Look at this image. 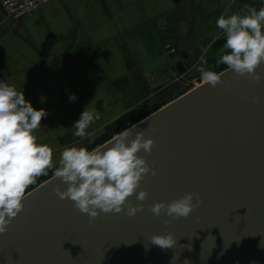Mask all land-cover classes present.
Listing matches in <instances>:
<instances>
[{"label":"water","instance_id":"obj_1","mask_svg":"<svg viewBox=\"0 0 264 264\" xmlns=\"http://www.w3.org/2000/svg\"><path fill=\"white\" fill-rule=\"evenodd\" d=\"M247 3L264 1L229 6ZM220 12L185 3L146 22L181 83L200 76L195 23ZM257 72L252 81L223 69L215 87L203 83L127 128L132 138L143 131L153 140L150 153H138L150 168L136 189L146 191L144 201L134 193L120 213L90 218L57 195L67 185L54 175L26 192L23 210L0 234V264H264V63ZM186 193L195 205L187 217L151 212ZM129 203L143 210L128 216ZM168 233L172 248L151 243Z\"/></svg>","mask_w":264,"mask_h":264},{"label":"crops","instance_id":"obj_2","mask_svg":"<svg viewBox=\"0 0 264 264\" xmlns=\"http://www.w3.org/2000/svg\"><path fill=\"white\" fill-rule=\"evenodd\" d=\"M233 1L50 0L17 22L0 10V81L14 85L35 109L47 112L35 135L52 147L55 163L63 147H87L126 113L168 103L186 86L173 77L147 21L185 3L206 14L220 8V14L242 12L249 5L230 8ZM220 14L195 23L205 68L223 51L224 34L215 25ZM70 94L76 97L72 102ZM85 107L100 118L87 129L91 135L81 139L71 126Z\"/></svg>","mask_w":264,"mask_h":264},{"label":"clouds","instance_id":"obj_3","mask_svg":"<svg viewBox=\"0 0 264 264\" xmlns=\"http://www.w3.org/2000/svg\"><path fill=\"white\" fill-rule=\"evenodd\" d=\"M245 8L246 11L232 14L225 10L216 19L215 25L225 38L217 63L226 65L237 76L258 81L257 69L264 63V4L258 8L246 5ZM206 64L201 57L197 68L200 79L215 87L222 82L221 75L205 68ZM75 99L74 94L69 95L70 102ZM253 99L258 100V97ZM46 115L43 108L37 110L25 99L23 91L0 81V234L7 231L12 219L23 210L29 186L41 175H47L50 169L67 185L63 191L57 188V195L70 199L75 208L90 218L97 217L100 212L120 213L134 193L138 201L145 200L146 191L136 192V189L150 168L138 153L141 150L150 153L153 140L145 138L143 131H136L132 138L134 128L124 129L105 144L91 149L65 146L54 163L52 147L38 142L35 135ZM99 118L85 107L71 126L75 129L73 135L81 139L91 135L87 129ZM152 173L155 174L154 169ZM194 207L193 193H186L167 204L156 202L150 210L157 216L164 212L179 218L187 217ZM142 210V203H129L125 214L134 216ZM150 241L161 249L172 248L176 243L171 233L153 234Z\"/></svg>","mask_w":264,"mask_h":264},{"label":"built area","instance_id":"obj_4","mask_svg":"<svg viewBox=\"0 0 264 264\" xmlns=\"http://www.w3.org/2000/svg\"><path fill=\"white\" fill-rule=\"evenodd\" d=\"M50 0H0V10L9 21L17 22L35 13L37 9ZM200 78L195 77L186 85Z\"/></svg>","mask_w":264,"mask_h":264},{"label":"trees","instance_id":"obj_5","mask_svg":"<svg viewBox=\"0 0 264 264\" xmlns=\"http://www.w3.org/2000/svg\"><path fill=\"white\" fill-rule=\"evenodd\" d=\"M223 42H224V40H223ZM215 46H216V44H215ZM216 67L218 70L215 72H217V73H219L223 69L225 70L227 68V66L224 64H217L215 66V68ZM157 109H158V106H156V108H154V109L153 108L152 109H145V108L141 109L140 108V109H135L133 111L131 110L130 112L126 113L123 117H121L119 120L117 119L116 123L109 126L111 128V130L108 131L107 134L104 133L103 137H101L99 140H97L91 148L96 147L98 145H101L102 143H104V141L111 139L112 136L115 135L116 133H118L119 131L127 129L128 127H130V125H134L135 123L139 122V120H141L144 116L146 117L147 115L156 111ZM119 121H121V122H119ZM49 177H47L46 180H48Z\"/></svg>","mask_w":264,"mask_h":264},{"label":"rangeland","instance_id":"obj_6","mask_svg":"<svg viewBox=\"0 0 264 264\" xmlns=\"http://www.w3.org/2000/svg\"><path fill=\"white\" fill-rule=\"evenodd\" d=\"M217 62L216 61H214V62H212V64H210L209 63V67L207 68V69H209V70H213V71H217L218 69H217V67L215 68V66L218 64H216ZM195 83H199L198 81H194L193 83H191V85H186V86H182L181 87V89L178 91L179 93H178V95L180 96V95H182L184 92L186 93V91H189V89L191 88V87H193L194 86V84ZM178 96V97H179ZM164 103H166V101L165 102H162L161 104H157L156 106H161V105H163ZM156 106H155V108H156ZM158 108H160V107H158ZM154 109V108H153ZM96 142V141H95ZM95 142H91V144H89L88 146H87V148H89V149H91V147L95 144ZM58 166V165H57ZM53 173H54V170H49L48 171V174L47 175H41L40 177H38L37 179H36V183L35 184H33V185H31V186H29V188L26 190L27 191V193H28V191L29 190H31V188H34V187H36V186H38V184L40 183H42V182H45V180H46V178L47 177H51V175H53Z\"/></svg>","mask_w":264,"mask_h":264},{"label":"bare ground","instance_id":"obj_7","mask_svg":"<svg viewBox=\"0 0 264 264\" xmlns=\"http://www.w3.org/2000/svg\"><path fill=\"white\" fill-rule=\"evenodd\" d=\"M197 77V76H196ZM197 78H200V76H198ZM196 81H198L199 83H195L194 84V86L193 87H191L190 89H189V91L190 90H193V89H195L197 86L199 87L200 85H202L203 83H205V82H203L201 79H197ZM193 83V82H192ZM187 84V83H186ZM186 92H188V91H186Z\"/></svg>","mask_w":264,"mask_h":264}]
</instances>
